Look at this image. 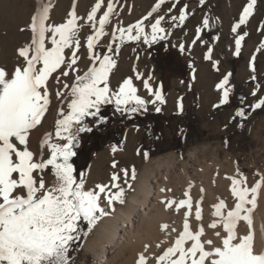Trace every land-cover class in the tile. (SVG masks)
Instances as JSON below:
<instances>
[{"label": "snow or ice", "instance_id": "obj_1", "mask_svg": "<svg viewBox=\"0 0 264 264\" xmlns=\"http://www.w3.org/2000/svg\"><path fill=\"white\" fill-rule=\"evenodd\" d=\"M166 0H158L147 16L135 24L114 28L112 41L125 39L128 41H140L144 43L155 42L158 39L167 38L168 33L162 27L163 15L155 18L150 24V34L146 32L144 21L152 16ZM178 2V0H177ZM37 7L31 17L30 30L31 41L26 46L18 49L19 63L13 70H7L0 66V264H70V245L78 239L76 232L81 220L89 225L97 219V214L106 215L105 207L111 206L114 201L123 203L124 188L121 187V173L124 183H127L129 169H120V172L111 173L108 184H98L93 189L86 185L87 177L78 178L73 167L72 158L77 155L75 149L79 144L80 134L91 131L86 118L99 117L101 106L114 104L117 111L122 113H136L141 109L147 110V104L165 102L159 90H153L149 79H143V86L154 96L151 101H146L137 94L138 89L133 84V78H125L119 84L118 90L110 86V74L116 65V60L108 54L101 56L93 54V49L99 37L105 35V25L110 22L116 8L115 0H107L106 10L99 17V27L95 26L98 10L103 0H97L87 14V22L92 25L94 35L87 36L86 48L91 66L80 74L77 67L81 57L78 50L81 48L78 33L82 25L75 8L69 12L65 22L59 24L48 23L50 13L49 3H43ZM256 0H249L243 7L238 23L232 28L233 32L247 23L252 15ZM176 7L173 3L172 8ZM172 8L168 11L171 12ZM186 8L179 12V22L186 20ZM171 19L175 22L176 16ZM203 24L208 25L205 17ZM200 29H197L199 33ZM119 32V36H117ZM135 33V34H133ZM50 46L46 45L49 39ZM247 33L235 39V53L241 52V43ZM196 43L195 40L192 41ZM181 50L185 46L180 45ZM68 50V52H66ZM117 53L119 47L116 48ZM108 52H112V45L108 46ZM212 49H207L205 59L211 60ZM254 59V58H253ZM98 62V65H97ZM219 61H216V64ZM254 68V66H253ZM218 70V69H217ZM77 73L74 82L69 84L63 78L71 73ZM135 79L141 80L143 74L134 68ZM56 74V75H54ZM231 73L223 76L216 85L222 89V98L216 107L229 102L230 90L225 87L229 82ZM50 78L55 80L60 87L55 95L67 102V113L61 107L59 113L61 119L56 121L55 137L63 143H53L52 133H45L40 141V150L34 153L29 149L30 133L42 124L45 114L51 103L49 93ZM255 79V77H252ZM259 87V86H258ZM64 90H67L65 94ZM256 96V92L252 93ZM264 106V98H259L250 107L261 108ZM160 112V107L155 108ZM237 116H245L243 107H240ZM48 149L45 157L44 149ZM116 149L113 148V152ZM147 156V153H144ZM118 167V161L112 162V168ZM51 170L53 182L49 184L44 173ZM131 178L135 179V169L131 170ZM231 181V194L235 198L234 207L227 211L225 201L221 199L213 207L214 215L219 221L213 220L209 227L215 230L218 224H222L225 234L214 232L216 240L212 238L202 239L205 229L201 226L193 230L188 216L192 209V199L189 190L184 192V199L178 202L175 198L162 200L165 208L179 212L185 206L189 209L185 212L183 230L179 232L171 246L159 254L156 264H264V250L256 252L251 231L252 208L247 205H256L259 190L264 184V176H261L252 186L247 185V177L237 170L235 176H227ZM131 187V185H128ZM115 190V191H113ZM166 191L161 189V192ZM167 191H171L168 189ZM203 192V189H201ZM202 200V197H201ZM195 219H202V214L197 202ZM246 222L248 234L238 236V224ZM162 228L169 229L168 224ZM171 231L175 232L173 228ZM219 241V243H217ZM186 242H191L185 247ZM147 245L145 248L147 249ZM159 247V245H158ZM137 264H147L144 253L139 254Z\"/></svg>", "mask_w": 264, "mask_h": 264}, {"label": "rangeland", "instance_id": "obj_2", "mask_svg": "<svg viewBox=\"0 0 264 264\" xmlns=\"http://www.w3.org/2000/svg\"><path fill=\"white\" fill-rule=\"evenodd\" d=\"M96 2L97 0H50L48 23L65 22L73 7L80 18L78 24L82 27L78 36L81 48L78 50V55L81 60L77 64L80 74L91 66L86 43L87 36L94 35V31L86 18ZM248 2L249 0H178V2L177 0H166L148 20L144 21L145 30L150 34V24L154 22L155 18L163 15L165 19L161 26L168 33L166 39H158L151 43H144L143 38L140 41L125 39L121 43L119 40L112 41L113 29L126 28L128 25L143 20L158 3V0H115L116 8L110 17V22L105 25V35L98 38L93 49V54L99 53L101 56L108 54L116 60V65L110 74V86L114 90H118L119 84L125 78L131 77L134 86L138 89L137 94L141 95L142 91L145 90L143 79L150 78L149 83L153 90H159L162 93L161 84H159V65L162 59L173 62L174 53L182 55L181 44L185 46V54L195 57L198 62L194 66L195 71L191 84L184 86L179 80H175L169 92L166 95L162 93L166 101L161 104L160 112L162 113L151 112L158 102L156 105L148 103L146 111L141 109L136 113H122L117 111L114 105V114L131 123L125 129L121 143L117 147H106L98 152L89 164L84 176L87 177V188L93 189L98 184H108L113 171L120 172V169H129L127 183H124V177L121 173L124 202L114 201L111 206L102 203L101 206L105 207L107 214L100 215L98 213L97 219L91 225L85 221L88 228L83 234L79 246H70L69 256L73 260V264H99L103 260L102 251L95 254L88 251L86 245L95 234L97 225L103 219L113 216L119 208L127 205L130 196L137 193V187L144 177H146L147 183L153 182L152 178L147 176L146 170L148 163L156 158L171 155L177 159L181 158L183 161H190L191 153H195V162L193 160L195 174L192 178L198 188L190 189L193 208L197 206L198 201L199 205L207 203V198L201 189L209 172L201 167L200 164L203 162L211 165L219 163L218 171L223 175L226 174L230 166H234L235 169L247 175L252 182H256L261 176H264V106L259 108V113L248 115L249 111L257 109L250 107V105H254L259 98H264V83L254 81L251 70V62L260 55L263 59L262 67H264V0H256L253 13L248 18L247 23L241 25L236 32L232 31V28L239 21L243 7ZM43 3H49V0H43ZM173 3H176L175 8H172ZM39 6H42L41 0H0V66L7 70H13L18 65V49L31 41V17ZM106 6L107 0H103L95 20L97 28L99 27V17L103 15ZM185 6H187L186 20L181 24L178 16L180 10ZM169 8H172L171 12L168 11ZM172 16L177 17L175 22L171 19ZM205 17L208 19L206 27L203 24ZM198 28L200 29L199 33L197 32ZM244 33L247 35L241 43L242 62L238 63L237 66H232L230 59L236 55L235 39ZM117 36H119V32H117ZM193 40L196 41L195 44L192 43ZM110 44L112 45V52H108ZM46 45L50 46V34L49 39L46 40ZM117 46L119 47L118 53L116 51ZM208 48L212 49L211 60L205 59ZM216 61H219V64L214 67ZM134 68L143 74L141 80L135 79ZM228 73L231 75L225 87L230 90V93L233 89H243L245 92V100L242 106L245 117L235 116V108L233 107H226L224 104L219 105V107L215 106L219 104L223 94V90L217 89L216 85L223 79L222 76ZM76 74L73 72L63 79L71 84L74 82ZM59 87L55 80L50 78L51 103L49 110L45 114L42 124L30 133L31 136L35 131L40 132L39 143L45 133H52L53 143L64 142L56 139L55 125L56 121L62 118L59 109L63 107L65 114L69 111L67 102L70 101L71 97H68V101L57 98L55 92ZM187 90L189 93L193 91L195 94L193 109L199 117L200 128L203 133L197 136L192 133L191 127H187L183 136L174 141L171 140V130L161 123L159 145L156 148H151L153 153L149 155L147 142L142 135L141 120L136 119V117L148 116L161 121V114L169 115L179 109L182 95ZM64 92L66 94L67 90ZM253 92H256V96L252 95ZM141 97L146 101L154 99L150 93ZM170 102L172 105L169 106ZM237 125L240 126V131L235 135L233 143L227 144L219 139V136L227 134L231 128ZM113 148L116 149L115 152H113ZM44 153L47 158L49 154L47 148H45ZM144 153H147V156ZM114 160L118 161L116 169L112 168ZM133 168L135 169V179L131 178ZM210 170H216V168L211 166ZM44 177L49 184L53 182L54 178L49 170L44 173ZM171 186L174 193L171 192L173 195L167 199L175 198L178 202L180 199L186 198L183 195L186 191L185 187L183 188L181 185L180 187L179 184H175V181H172ZM173 188L175 189L173 190ZM172 209L175 210V205ZM172 209L169 210L173 213L174 210ZM194 210L196 211V208ZM82 221L79 222V228L76 232L78 236H81L80 224H83ZM202 222L205 224L206 220H202Z\"/></svg>", "mask_w": 264, "mask_h": 264}, {"label": "bare ground", "instance_id": "obj_3", "mask_svg": "<svg viewBox=\"0 0 264 264\" xmlns=\"http://www.w3.org/2000/svg\"><path fill=\"white\" fill-rule=\"evenodd\" d=\"M143 92L149 93L147 89ZM39 136V131H35L30 136L29 149L34 153H38L40 150ZM190 158L192 162L166 155L148 163L147 176H150L153 182L147 183L146 177H144L137 187V193L130 196L127 205L119 208L113 216L103 219L97 225L94 231L95 234L86 245V249L95 254L98 251L103 252V260L99 264H137L138 256L141 253H144L147 264H156L158 255L171 246L178 237L179 232L183 230L185 212L189 211L185 207L179 212L172 209L174 210L172 213L161 202L173 195L172 181L183 188L185 187L186 191L189 190L188 186L190 184L192 185L191 188H198L192 178L195 174V153H191ZM200 165L209 172L202 187L207 203L199 205L202 214L201 220L197 221L195 219L194 209L197 206L192 207L188 219L193 230H198L201 226L204 227L205 236L202 239L212 238L216 240L214 232L219 231L222 235L225 233L222 224H218L215 230L209 227L213 220L219 221L220 219L214 215L215 209L213 206L223 199L226 207L222 209V212L225 215L228 210L234 207L235 198L230 190L231 181L226 178V175L229 177L235 176L238 169L230 166L226 174L223 175L218 171L219 163L211 165L203 162ZM211 166H214L216 170L209 171ZM242 174L247 177L244 173ZM45 180L47 181L46 178ZM254 183L247 177L248 186H252ZM161 189L166 191L161 192ZM168 189L171 191H167ZM247 207L252 208L250 216L252 219L251 231L254 250L260 252L264 250V184L259 190L255 207L253 208L252 205H247ZM202 220H206L205 224ZM165 223L169 225L167 230L162 228ZM173 228L176 229L175 232L171 231ZM248 230L246 222L242 221L238 224V236L248 234ZM190 244L191 242H186L185 247H189ZM145 245L148 246L147 249Z\"/></svg>", "mask_w": 264, "mask_h": 264}, {"label": "trees", "instance_id": "obj_4", "mask_svg": "<svg viewBox=\"0 0 264 264\" xmlns=\"http://www.w3.org/2000/svg\"><path fill=\"white\" fill-rule=\"evenodd\" d=\"M242 62L241 54L235 55L230 59L232 66H237L238 63ZM263 59L260 55L251 62L252 77L254 81L264 83V67H262ZM254 66V68H253ZM160 81L162 86L163 94L173 86L174 80H179L184 86H188L193 80V66L191 62L178 53H174L173 62H169L166 59H162L159 65ZM195 94L185 91L182 95L181 106L178 111L172 112L169 115H162L161 121L150 118L148 116H142L136 119L141 120L143 127V137L147 142V153L152 155L151 148H156L160 142V126L165 125L171 130V140L180 139L185 133L187 127L192 128V133L200 136L203 131L200 128V121L198 115L193 109V99ZM245 100V92L243 89L232 90L229 95V102L224 104L226 107L235 108V116L237 110L243 106ZM114 104H105L101 106L100 116L104 117L103 121L99 120V117L86 118L88 126L91 131L80 134L79 144L75 151L77 155L72 158L73 167L76 171L78 178L84 176L89 164L96 156L98 152L106 147H117L122 139L125 129L131 123L128 120L118 118L113 112ZM259 109L249 111L248 115L252 113H259ZM162 113V112H160ZM240 117V116H237ZM245 117V116H244ZM240 131V126H234L229 130L227 134L219 136L223 142L231 144L234 141V137ZM51 172V170L49 169ZM82 221V220H81ZM80 224L82 230L81 236L75 239L70 246H79L83 234L88 228L85 221ZM84 225V226H83ZM73 260L70 259V264Z\"/></svg>", "mask_w": 264, "mask_h": 264}, {"label": "crops", "instance_id": "obj_5", "mask_svg": "<svg viewBox=\"0 0 264 264\" xmlns=\"http://www.w3.org/2000/svg\"><path fill=\"white\" fill-rule=\"evenodd\" d=\"M183 53V54H182ZM182 56L183 57H185L186 59H188L190 62H191V64H192V66H193V75H194V71H195V68H194V66H195V64L198 62V60H196L195 59V57H193V56H190V55H188V54H185V52H184V50L182 51ZM175 81V80H174ZM159 84H161V81H160V74H159ZM161 90H162V86H161ZM170 90V89H169ZM169 90L167 91V93L169 92ZM163 93V92H162ZM166 93V94H167ZM144 94H146V93H144L143 91H142V93H141V95L140 96H142V95H144ZM166 94H164V95H166ZM166 102V101H165ZM155 105H156V103H155ZM169 106L170 105H172V102H170L169 104H168ZM180 106H181V103L179 104V108H180ZM156 107H160V109H161V104L158 102L157 103V105L154 107V109H152L151 110V112H156L155 111V108ZM179 110V109H178ZM177 110V111H178ZM142 135H143V127H142Z\"/></svg>", "mask_w": 264, "mask_h": 264}]
</instances>
